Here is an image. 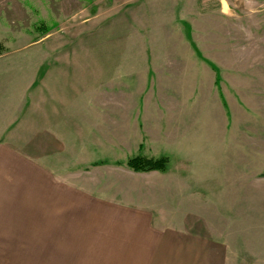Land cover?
<instances>
[{
	"label": "crops",
	"instance_id": "crops-1",
	"mask_svg": "<svg viewBox=\"0 0 264 264\" xmlns=\"http://www.w3.org/2000/svg\"><path fill=\"white\" fill-rule=\"evenodd\" d=\"M151 53L113 51L90 58L85 52H66L63 62L48 66L40 81L33 77L27 90L0 78V240L6 245L0 250H17L13 245L25 239L48 242L47 248L29 250H53L56 187L75 184L67 179L74 173L80 180L76 183L80 189L74 190L79 194H68L62 202L80 203L78 213L85 217L79 264L264 260V182L249 173L248 149L240 150L239 167L244 174L233 177L231 146L225 148L223 180L207 183L211 203L221 201L223 215L207 222L201 215L178 214L165 205L183 200L178 188L187 183L181 159L169 163L164 173L130 170L147 173V199L133 198L129 192L125 196L81 193V186L88 184L84 166L104 167L105 161L116 160L121 147L140 151L145 142L147 155H168L171 160L186 149L190 152L188 140L195 134L179 133L176 121L164 115L168 98L171 105L178 103L177 85L182 78L175 73L173 79L171 70L161 67ZM127 106L132 109L126 114ZM74 156L77 160L71 167L67 163ZM86 156L90 159L85 160ZM99 179L95 185H100ZM219 186L223 199L216 194Z\"/></svg>",
	"mask_w": 264,
	"mask_h": 264
},
{
	"label": "rangeland",
	"instance_id": "rangeland-1",
	"mask_svg": "<svg viewBox=\"0 0 264 264\" xmlns=\"http://www.w3.org/2000/svg\"><path fill=\"white\" fill-rule=\"evenodd\" d=\"M0 45V78L24 90L33 77L40 81L48 66L75 51L90 58L113 51L153 52L173 79L175 73L182 78L177 85L178 105H171L168 98L164 115L176 121L179 133L195 134L188 140L190 152L186 149L171 160L168 155H147L145 142L140 151L121 147L119 159L105 161L104 167L84 166L88 184L81 186V193L125 196L129 192L133 198L147 199V173H131L126 159L166 156L167 168L181 159L187 183L178 188L183 200L165 205L178 214L201 215L207 222L223 213L221 201L211 203L207 183L223 180L227 146L232 150L233 177L244 174L239 167L244 148L249 173L264 182V0H0ZM131 109L123 108L126 114ZM76 160L74 156L67 165L72 167ZM69 174L66 178L75 184L56 187L53 250H29L47 248L48 242L28 243L25 237L23 244L13 245L19 249L0 250V264H79L80 231L86 221L78 213L80 203L62 202L68 194H79L74 190L80 189L76 185L80 180ZM97 178L100 185H95ZM57 180L64 182L59 175ZM215 189L223 199L222 186ZM5 246L0 240V247ZM237 262L264 264L250 258Z\"/></svg>",
	"mask_w": 264,
	"mask_h": 264
},
{
	"label": "trees",
	"instance_id": "trees-1",
	"mask_svg": "<svg viewBox=\"0 0 264 264\" xmlns=\"http://www.w3.org/2000/svg\"><path fill=\"white\" fill-rule=\"evenodd\" d=\"M1 50L2 46L0 45V51ZM125 165L136 172H147L151 170L164 172L168 165V158L163 156L157 159H144L140 156H133L126 159Z\"/></svg>",
	"mask_w": 264,
	"mask_h": 264
}]
</instances>
